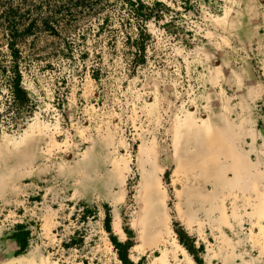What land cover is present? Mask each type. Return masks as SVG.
I'll return each mask as SVG.
<instances>
[{
    "label": "rangeland",
    "instance_id": "374dc122",
    "mask_svg": "<svg viewBox=\"0 0 264 264\" xmlns=\"http://www.w3.org/2000/svg\"><path fill=\"white\" fill-rule=\"evenodd\" d=\"M130 1L0 0V264H264V0Z\"/></svg>",
    "mask_w": 264,
    "mask_h": 264
},
{
    "label": "trees",
    "instance_id": "16d2710c",
    "mask_svg": "<svg viewBox=\"0 0 264 264\" xmlns=\"http://www.w3.org/2000/svg\"><path fill=\"white\" fill-rule=\"evenodd\" d=\"M130 6L134 10V14L140 18V24L138 25V31L137 35L134 38H127L129 42H131L132 45L136 47V59H139L143 57L145 53V46L146 41L149 38V33L146 31V28L144 26V20L147 18L150 14L148 11V14L144 13L143 9L145 8V3L142 0H132L130 1ZM9 50L10 54L12 56V64L9 66L3 65V63L0 62V72H3L7 74L9 79V90H10V96H11V107L13 106L15 109H20L24 102L27 100V92L22 86V72L19 68V64L17 62L18 57V49L13 46V43L9 44ZM110 214L107 213L105 217V228L109 231L110 230ZM28 235L27 230H23L21 227H19L17 230H15L11 236L9 237L11 240H13L17 245H19V252L23 251V249L26 246V236ZM184 234L181 233V236L179 237L182 244L186 246V248L191 251L194 254L193 245L187 244L184 240ZM112 242L117 248L118 251V257L121 259V261L124 264H134L132 261H130L127 257V248L129 247V243H122L120 241H117L115 237H112ZM202 247V246H201ZM196 260H199L195 256ZM136 264H140V261Z\"/></svg>",
    "mask_w": 264,
    "mask_h": 264
},
{
    "label": "crops",
    "instance_id": "0c3cea01",
    "mask_svg": "<svg viewBox=\"0 0 264 264\" xmlns=\"http://www.w3.org/2000/svg\"><path fill=\"white\" fill-rule=\"evenodd\" d=\"M11 241H13V240H11Z\"/></svg>",
    "mask_w": 264,
    "mask_h": 264
}]
</instances>
